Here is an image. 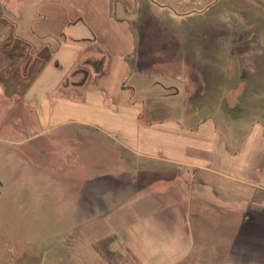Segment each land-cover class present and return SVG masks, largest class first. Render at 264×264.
<instances>
[{
  "label": "crops",
  "instance_id": "crops-1",
  "mask_svg": "<svg viewBox=\"0 0 264 264\" xmlns=\"http://www.w3.org/2000/svg\"><path fill=\"white\" fill-rule=\"evenodd\" d=\"M26 5L28 22L14 19L12 35L30 43L44 39L54 52L38 64L19 96L35 131L22 139L13 129L17 138L2 134L0 146L8 142L21 152L20 144L28 141L47 159L58 141L67 158L84 148L91 133L96 153L118 154L117 161L92 167L76 161L78 171L68 161L60 168L46 160L27 164L56 175L75 174L97 187L91 220L66 232L70 259L63 264H264V243L253 241L250 250L246 237L264 235V120L254 118L257 106L247 109L236 101L234 108L224 101L234 116L251 114L245 131L219 129L211 116H196L193 101L185 98L178 111L173 101L161 103L166 110L161 116L145 106L155 85L162 86L163 96L182 93L174 84L165 87L162 72L153 71L162 62L147 60L159 57V45L139 31L150 13L169 10L168 4L26 0L22 8ZM7 59L0 47V71ZM40 140L47 145L41 147ZM89 169L92 173L83 172ZM107 186L108 192L100 188ZM212 250L219 254L211 255Z\"/></svg>",
  "mask_w": 264,
  "mask_h": 264
},
{
  "label": "rangeland",
  "instance_id": "rangeland-1",
  "mask_svg": "<svg viewBox=\"0 0 264 264\" xmlns=\"http://www.w3.org/2000/svg\"><path fill=\"white\" fill-rule=\"evenodd\" d=\"M158 1L168 4L169 10L150 13L139 31L152 44L159 45V57L144 60L149 64L161 61L152 70L162 72L165 87L174 84L182 93L163 96L160 95L163 90H159L162 86L155 85L145 96L148 111L157 116L166 114L161 104L165 101H173L174 110L178 111L186 106L185 98L193 101L196 116L204 113L211 116L217 120L219 129L236 126L237 130L245 131L251 128V114L234 116L226 111L224 102L230 101L234 106L236 101H244V108L256 110L257 106L254 118L264 120V0ZM25 2L0 0V47L14 38V19L20 16L22 25L28 22L30 5L22 8ZM178 4L183 5L178 7ZM44 43V39L38 38L31 43V48H17L6 54L7 64L0 71V138L4 135L7 140L17 138L8 116L39 64L35 63L36 53ZM151 78L154 81L156 76ZM156 106L160 109L154 112L151 107ZM15 110L18 109H14L17 114ZM94 142L90 133L84 148L78 154L67 153L65 158L59 152L61 147L57 141L47 159L36 153L28 141L20 144L21 152L18 145L14 152L11 143L3 142V148L0 146V264L69 261L66 249L70 241L66 232L75 229L81 220L84 226L91 220L92 206L97 203L90 200L97 187L92 182L86 184L75 174L63 176L65 172L60 170L56 175L27 164H41L46 160L60 168L61 163L68 161L78 171L76 161L90 167L102 161H117L114 150L99 154L91 149ZM37 143L41 147L47 145L43 140ZM83 172L90 174L92 170ZM100 188L104 192L111 189ZM254 236L260 240H254ZM246 237L248 246L253 241L264 243L262 234L248 232ZM249 247L255 250L254 246ZM260 247L264 256V245ZM216 254L218 250L211 251V255Z\"/></svg>",
  "mask_w": 264,
  "mask_h": 264
},
{
  "label": "trees",
  "instance_id": "trees-1",
  "mask_svg": "<svg viewBox=\"0 0 264 264\" xmlns=\"http://www.w3.org/2000/svg\"><path fill=\"white\" fill-rule=\"evenodd\" d=\"M60 41L58 39H56V43H59ZM46 45L42 48L41 51H39L37 54V60L35 61V63H39V67L43 66L52 56L53 52H54V48L50 45V43H45ZM10 45H12L11 48H8ZM32 44L30 42H25V40L14 36V38H10L9 41L7 40L6 43H4V45H2L1 50L7 54V52H9L10 50H16L17 48H31ZM10 54V52H9ZM84 61L81 60L79 62V66L82 68ZM39 67L37 69H39ZM80 70V69H79ZM102 70V68L96 72L91 73V77L93 78L94 76H97L99 74V72ZM36 75V72H34L31 76L30 81L32 80V78ZM29 81V83H30ZM28 83V84H29ZM17 104H15V107L11 109V114H9L8 118L11 120V124H12V129H16V130H20V132L22 133L23 137L22 139H26L28 138V134L32 133L33 131H35L36 128L34 125V122L31 121V116H29L28 110L26 107L23 106L22 101H16ZM17 108V113L18 114H14V109ZM16 113V112H15ZM16 126H15V124Z\"/></svg>",
  "mask_w": 264,
  "mask_h": 264
}]
</instances>
